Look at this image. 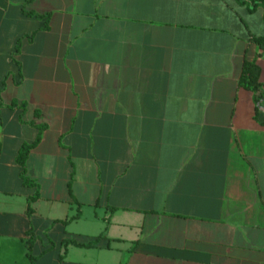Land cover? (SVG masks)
I'll list each match as a JSON object with an SVG mask.
<instances>
[{
	"label": "crops",
	"instance_id": "crops-1",
	"mask_svg": "<svg viewBox=\"0 0 264 264\" xmlns=\"http://www.w3.org/2000/svg\"><path fill=\"white\" fill-rule=\"evenodd\" d=\"M263 39L240 0H0V264L30 230L36 264H264Z\"/></svg>",
	"mask_w": 264,
	"mask_h": 264
},
{
	"label": "trees",
	"instance_id": "trees-1",
	"mask_svg": "<svg viewBox=\"0 0 264 264\" xmlns=\"http://www.w3.org/2000/svg\"><path fill=\"white\" fill-rule=\"evenodd\" d=\"M240 2L242 4H248L252 7V10L256 9V8H263L264 10V0H240ZM262 42V45L264 47V39L261 41ZM244 81L247 83V85L249 87H251L252 89H254L255 91L259 90L261 88V83L259 81V74L258 72H251V71H248V73L246 74V76L244 77ZM0 95H1V90H0ZM2 105V102L0 101V106ZM14 106H18L17 104H14ZM22 106L25 108L26 107V104L23 103ZM37 116H39V113L36 114ZM45 130V126H40L39 127V131H40V134L37 138V140L33 143V144H25L20 153H19V156L17 158V161L18 163L23 167L24 171H23V174H24V179H25V182L27 184H30V180L25 176V167H26V162H27V159L29 157V154L30 152L32 151V149H34L38 143L41 141V136H42V133L44 132ZM28 212H32V209L31 207L29 208ZM63 224H67L68 222L67 221H63L62 222ZM28 240H27V245H28V248L30 250V254H29V258H30V261L32 262V264H36V258L35 256L32 255V249L35 245V237H34V234L32 233V230L28 231ZM74 244L76 245L77 247H81V248H92V247H96L98 245V240H95V241H89V242H79V241H76V240H65L64 241V245H69V244Z\"/></svg>",
	"mask_w": 264,
	"mask_h": 264
}]
</instances>
